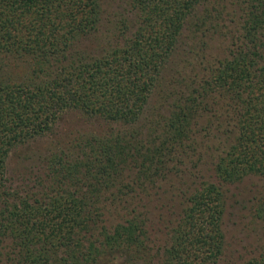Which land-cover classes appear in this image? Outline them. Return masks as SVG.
<instances>
[{
    "label": "trees",
    "instance_id": "obj_1",
    "mask_svg": "<svg viewBox=\"0 0 264 264\" xmlns=\"http://www.w3.org/2000/svg\"><path fill=\"white\" fill-rule=\"evenodd\" d=\"M125 4L105 26L102 0H0V264H221L248 175L264 223V0ZM67 110L111 127L9 173Z\"/></svg>",
    "mask_w": 264,
    "mask_h": 264
},
{
    "label": "rangeland",
    "instance_id": "obj_2",
    "mask_svg": "<svg viewBox=\"0 0 264 264\" xmlns=\"http://www.w3.org/2000/svg\"><path fill=\"white\" fill-rule=\"evenodd\" d=\"M125 3L126 0H102V6L105 10L103 15L105 26L109 25V19H113L117 12L123 9L126 5ZM82 43L88 50L94 47V43L88 39L83 40ZM213 44L212 51L221 54L222 50L217 47L218 43L214 42ZM172 67L169 64L165 74L170 73ZM164 84L166 85V82ZM157 102L158 94L154 93L151 96L150 103L155 105ZM110 127L111 125L102 119H87L77 110H67L61 114L50 133L30 140L29 143L21 145L12 151L8 160L9 173H13L16 176L19 171L24 173L25 168L30 167L33 169V162L24 157L30 151L42 152L47 147V142L51 139L73 137L78 132L105 131V129ZM208 173L209 171L207 170L203 171L206 176ZM262 187L263 182L254 175H248L239 182L225 185L226 211L224 230L226 245L221 264H234L247 260L257 254L264 246V223L254 216V206L257 197L262 191ZM110 261L113 262L110 257H104L102 258L103 263L99 264H110Z\"/></svg>",
    "mask_w": 264,
    "mask_h": 264
}]
</instances>
